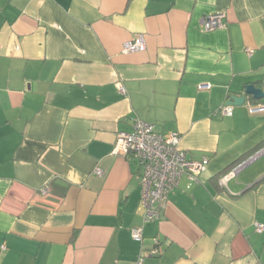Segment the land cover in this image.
Listing matches in <instances>:
<instances>
[{
  "label": "crops",
  "instance_id": "0c3cea01",
  "mask_svg": "<svg viewBox=\"0 0 264 264\" xmlns=\"http://www.w3.org/2000/svg\"><path fill=\"white\" fill-rule=\"evenodd\" d=\"M216 11L225 26L203 31ZM137 34L145 49L122 53ZM248 84L264 91V0H0V264H132L154 238L144 264H264V112L247 108L264 97ZM135 117L208 158L146 223L139 166L112 152Z\"/></svg>",
  "mask_w": 264,
  "mask_h": 264
},
{
  "label": "built area",
  "instance_id": "2783aa9c",
  "mask_svg": "<svg viewBox=\"0 0 264 264\" xmlns=\"http://www.w3.org/2000/svg\"><path fill=\"white\" fill-rule=\"evenodd\" d=\"M226 24V13L216 11L206 15L201 23L203 31H211L223 28ZM145 49V39L142 34H137L132 39L122 44L121 52L129 53ZM246 52L249 54L250 49ZM118 91L125 94L124 86L118 82ZM209 83L198 85L199 90H208ZM248 111L251 114L264 112V104L248 103ZM232 105L224 102L216 110L221 115H230ZM113 153L135 159L140 169L141 202L140 209L142 222H150L158 219L160 210L165 208L169 193L179 185L181 177L186 176L195 184L199 183V176L203 172L208 158L189 159L180 148V135L178 132L157 133L148 121L138 117L133 118L128 129L116 132ZM102 169L97 167L94 173L102 175ZM47 189H44L45 193ZM142 225L137 226L131 232L133 239L140 240ZM264 226L256 225V231L262 232ZM158 249L151 250L157 253ZM143 258L139 257L133 264H142Z\"/></svg>",
  "mask_w": 264,
  "mask_h": 264
},
{
  "label": "water",
  "instance_id": "95a60500",
  "mask_svg": "<svg viewBox=\"0 0 264 264\" xmlns=\"http://www.w3.org/2000/svg\"><path fill=\"white\" fill-rule=\"evenodd\" d=\"M245 94L252 95L256 99H260L264 97V91L260 88L255 87L253 84H248L245 87ZM244 100V95L240 97H231L229 101L227 102L228 104H238L243 102Z\"/></svg>",
  "mask_w": 264,
  "mask_h": 264
},
{
  "label": "trees",
  "instance_id": "16d2710c",
  "mask_svg": "<svg viewBox=\"0 0 264 264\" xmlns=\"http://www.w3.org/2000/svg\"><path fill=\"white\" fill-rule=\"evenodd\" d=\"M135 240V239H134ZM136 241H138L139 243L142 241V236H141V239L140 240H136ZM154 247L153 248H151L150 250H148L146 253H143L142 251H141V253H138L137 254V256L135 257V260L133 261V263L135 262V261H137V259L139 258V257H142L143 258V262H142V264H144V261H145V257H146V255L148 254V255H159L160 254V251H159V249L157 248L158 246H159V239H157V238H154ZM153 249H158V252L157 253H151V250H153ZM132 263V264H133Z\"/></svg>",
  "mask_w": 264,
  "mask_h": 264
}]
</instances>
